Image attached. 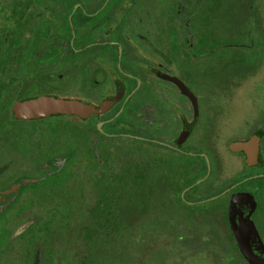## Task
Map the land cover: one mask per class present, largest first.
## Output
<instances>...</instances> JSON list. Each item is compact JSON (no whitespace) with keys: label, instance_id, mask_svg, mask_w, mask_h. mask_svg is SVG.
<instances>
[{"label":"flooded vegetation","instance_id":"flooded-vegetation-1","mask_svg":"<svg viewBox=\"0 0 264 264\" xmlns=\"http://www.w3.org/2000/svg\"><path fill=\"white\" fill-rule=\"evenodd\" d=\"M142 225L146 264H264V0H0V264Z\"/></svg>","mask_w":264,"mask_h":264},{"label":"rangeland","instance_id":"rangeland-1","mask_svg":"<svg viewBox=\"0 0 264 264\" xmlns=\"http://www.w3.org/2000/svg\"><path fill=\"white\" fill-rule=\"evenodd\" d=\"M148 237L145 232L144 225L137 232H132V251H130V263L129 264H146L145 258V238ZM80 246L75 250L77 256L81 257ZM175 253H170V257H174ZM80 260V259H79Z\"/></svg>","mask_w":264,"mask_h":264},{"label":"trees","instance_id":"trees-1","mask_svg":"<svg viewBox=\"0 0 264 264\" xmlns=\"http://www.w3.org/2000/svg\"><path fill=\"white\" fill-rule=\"evenodd\" d=\"M96 212H97V209L95 208L94 209V213H96ZM90 238H91V236H90ZM93 239H94L95 246H94V250L93 251H89V254L91 256V262H90V264H97V261H98V253H99L98 248L96 246L97 245V239H98L97 235L93 236Z\"/></svg>","mask_w":264,"mask_h":264}]
</instances>
